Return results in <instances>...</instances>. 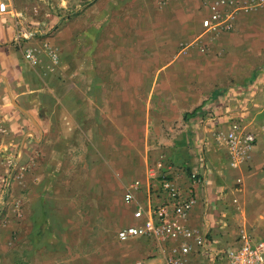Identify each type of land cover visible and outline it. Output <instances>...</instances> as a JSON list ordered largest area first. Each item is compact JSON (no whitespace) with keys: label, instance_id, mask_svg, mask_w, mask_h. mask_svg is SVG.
Listing matches in <instances>:
<instances>
[{"label":"crops","instance_id":"crops-1","mask_svg":"<svg viewBox=\"0 0 264 264\" xmlns=\"http://www.w3.org/2000/svg\"><path fill=\"white\" fill-rule=\"evenodd\" d=\"M49 20L24 39L0 15V264H163L118 232L168 201L164 178L195 199L187 227L264 241V0H79ZM232 120L256 137L238 168Z\"/></svg>","mask_w":264,"mask_h":264},{"label":"built area","instance_id":"built-area-1","mask_svg":"<svg viewBox=\"0 0 264 264\" xmlns=\"http://www.w3.org/2000/svg\"><path fill=\"white\" fill-rule=\"evenodd\" d=\"M11 7L8 1L0 0V15H9ZM215 14L203 22L206 29L220 22ZM33 33L22 34L19 38L30 39ZM32 50L25 53L27 61L37 62ZM230 163L238 168L256 145V137L247 132L237 120H232L224 136ZM162 187L168 195V201L158 207L145 209L139 205L133 213L136 220H144L142 225H132L118 232V239L127 242L138 237L153 238L163 255V264H264V241L241 234L234 241H223L222 237H210L201 229L185 225L188 214L195 205L194 198H184L180 189L167 178ZM141 188V182H133L125 194L126 204L135 202V192ZM173 242L172 246L169 243ZM137 264H143L138 262Z\"/></svg>","mask_w":264,"mask_h":264},{"label":"rangeland","instance_id":"rangeland-1","mask_svg":"<svg viewBox=\"0 0 264 264\" xmlns=\"http://www.w3.org/2000/svg\"><path fill=\"white\" fill-rule=\"evenodd\" d=\"M10 4L11 13L9 15L14 18H18L22 21L23 28L22 34L33 33L34 38L42 33V30L46 28L45 23L50 22L49 19L56 16V13L60 11L70 10L75 7L79 0H6ZM44 35V34H43ZM0 129V135H2ZM0 150V170L9 167V162H12V158L3 156ZM6 173V172H5ZM5 173H0L1 180H8V176ZM7 183V182H6ZM8 188L3 190L4 197H8ZM3 207H0V212H4ZM223 241H234L237 237H229V235H220Z\"/></svg>","mask_w":264,"mask_h":264}]
</instances>
